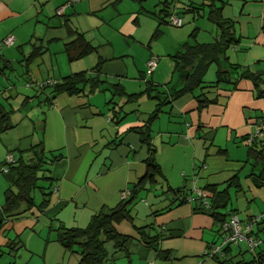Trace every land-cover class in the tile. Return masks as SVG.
Segmentation results:
<instances>
[{
  "label": "crops",
  "instance_id": "obj_1",
  "mask_svg": "<svg viewBox=\"0 0 264 264\" xmlns=\"http://www.w3.org/2000/svg\"><path fill=\"white\" fill-rule=\"evenodd\" d=\"M69 1L0 0V38L13 37L11 45L0 48V58L7 64L0 74V114H5V120L12 125L0 132V206L3 192L11 182L10 172L2 166L7 152L14 156L17 152L22 154L31 144L41 142L43 150L56 157L48 166L47 206L38 213L26 211L4 220L0 226V258L2 246H8V255L12 252V256L17 248L24 246L17 229L27 227L21 223L24 219L28 220L30 231L43 240L41 249L28 251V261L35 259L28 264H78V254L63 249L54 240L55 228L84 227L100 209L114 206L123 198L121 194H130V189L144 175V158L149 149L153 150L159 173L142 180L138 186L129 206L130 218L114 223L118 233L133 240L127 254L116 249L111 241L103 242L106 260L102 264H217L221 258L244 259L242 254L247 250L242 241L233 244L237 248L234 252L229 244L228 251L221 255L205 253L223 237L221 223L194 211V201L179 203L178 195L173 193L178 188L190 195H194V188L225 189L228 200L223 211H233L240 228L250 216L260 214L252 235L260 238L262 244L250 252L255 254L263 248L264 186H256L250 174L259 173L264 161L254 159L248 151L251 143L248 137L259 120H264L261 95L264 92V0H215L221 5V16L231 22L237 39L226 50V60L221 64L234 63L257 74L258 83L253 86L251 80L242 78L234 87L224 83L215 85V69L221 65L210 63L202 73L204 87L197 86L162 106L148 126V145L141 141L137 131L131 130L132 127L143 130L142 125L155 106V99L145 93L122 106L125 115L117 123L109 118L105 101L111 96L106 89L87 95L61 92L50 104L45 103L42 94L33 97L37 92L36 82L89 71L97 61H101L98 76L118 83L126 93L141 91V80L152 81V74L159 70L156 62L149 76L145 74L148 54L136 37L137 10L131 11L135 14L130 20V31L124 33L121 28L116 31L140 45L141 56L134 63L127 49L108 40L101 43V38L94 43L91 39L94 34L91 38L84 34L87 25L94 22L88 16L96 14L106 0ZM187 4L197 3L175 0L171 6L173 14L180 17L177 10ZM202 10L204 14L207 7L203 6ZM144 27L147 32L151 29L150 23ZM193 28L203 31L197 38L199 42H211L217 34L215 24L206 17ZM72 31L82 33L93 49L77 57L73 49L65 51L64 44L74 38ZM183 38L178 39L179 43ZM37 45L40 54H34L26 63V56ZM100 45L104 47L98 51ZM122 56H129V61ZM85 57H89L87 61ZM210 65L214 66L213 78L210 79L212 74L208 72L204 80ZM128 74H137L136 79L132 77L135 83L131 87L124 79ZM164 81L155 79L154 83ZM172 85L180 84L175 81ZM199 94L208 99L201 107L195 100ZM113 99L119 102L120 98ZM233 176L235 182L230 184L228 180ZM139 200L142 202H136ZM136 227L158 234L157 250L137 240ZM11 230L16 232L14 236L10 235ZM247 254L244 260L253 255ZM13 262L8 259L0 264ZM257 264H264V255Z\"/></svg>",
  "mask_w": 264,
  "mask_h": 264
},
{
  "label": "trees",
  "instance_id": "obj_2",
  "mask_svg": "<svg viewBox=\"0 0 264 264\" xmlns=\"http://www.w3.org/2000/svg\"><path fill=\"white\" fill-rule=\"evenodd\" d=\"M137 1L140 2L142 0ZM167 6L168 1L163 0L162 7H160L158 13H154V15L157 16V25L153 31V35L159 33V26L162 23L169 24L168 17L174 12H170V9H168ZM203 6L207 7L205 17L215 24L217 34L211 42H190L188 41L189 39L181 42L178 49L170 55L173 63L171 78L162 86L155 84L150 79H146L141 91L137 93H126L118 83L107 82L98 76L101 61H97L89 71L72 72L57 80L46 79L36 82L37 92L33 97H37V93L42 94L45 103L50 104L53 98L61 92L87 95L94 91H102L106 89L111 96L105 101L106 108L110 112L109 118L114 123H117L125 115L122 106L125 103L136 101L141 92L145 93L155 99V106L149 113L147 121L143 123V130H139L136 127H132L131 130L137 131V133L141 135V141L148 145L146 139L148 137V126L150 122L156 118L159 111H161L162 106L166 103H170L172 99L181 94L190 92L197 86L204 87L205 85L201 84L203 82L202 73L210 63L216 62L222 66L218 65L215 69V80L213 81L215 85L224 83L234 87L237 81L242 78L251 80L253 86L259 81V76L257 74L252 72L249 73L246 69L240 68L237 64L227 62L225 65L221 64L226 60V50L231 45H234L237 39L233 33L231 22L221 16V5L219 3L216 4L215 0H202L196 5L187 4L184 8H181L180 11H187L194 15H200L202 13L201 11H203ZM180 11H178V13ZM195 30L196 29H193L189 32L188 38L189 36H192L193 39L195 38ZM72 32L74 38L64 44L65 51L73 49L77 57L93 49V46L85 40L82 33L75 31ZM5 37L6 36L0 38V48L2 46H9L13 43V37L11 36V43L8 45L4 44L3 39ZM32 50L33 51H31L25 58L26 63L34 54H40L41 52L39 45L34 46V49ZM154 58L156 64L157 57L154 56ZM6 67L7 64H5L0 58V74L3 73ZM174 75L175 81L180 84L178 87L172 85L174 84V81L171 82V80ZM261 93V95L264 96V92ZM201 94L203 95V93ZM114 97H117L118 99L120 98L119 102L114 100ZM195 100L198 107L205 105L208 101L205 96L202 98L200 94L195 96ZM10 127H12V125L5 120V114H0V132H3ZM248 151L252 152L254 159H258L261 162L264 161L263 130L260 136H256L251 140ZM8 154L12 156V161H6V156ZM54 158L56 157L52 153L43 150L41 142L31 144L28 149L25 150V153L21 154L17 152L15 153V156L12 155L11 152L5 154L2 160V166L3 170L5 166V169L10 172L11 182L3 192V201L0 206V226L7 218L16 217L26 211L38 213L47 206L50 194L48 166L52 163ZM262 167L263 168L259 173L250 174L251 176H254L253 182L256 186H264V163ZM144 168V175L141 176L138 182L130 189V194L127 196L125 195L126 197L124 196L121 198L114 206L100 209L96 214L91 216L89 222L84 227L58 226L55 228L54 240L63 249L75 251L78 254V264H102L106 260V253L102 246L105 241H111L116 249L127 254L128 246L133 238L118 233L114 228V223L121 220H128L130 218L128 213L129 206L133 202L138 186L142 183V180L151 179L155 174L159 173V167L155 162L152 149H149L147 156L144 158ZM228 181L229 183H234L235 177L233 176ZM35 189H38L40 192L38 202L33 200V191ZM202 191L207 198V207L200 206V204L194 200V211L209 215L213 220L219 221L221 225L226 217L235 214L231 210L226 212L223 211L226 207V201L228 200L225 189L217 190L213 186H206ZM173 193L178 195L177 199L179 203L186 202L185 195L187 192L183 190V188H178ZM135 229L138 237L137 240H140L147 247L157 250L158 234H151L145 227H136ZM222 249V253H225L228 251V245L224 246ZM248 253L253 254L250 251H248ZM263 255L264 246L259 251L255 252V254L250 255L251 258L249 260H244L242 258L237 261H231L230 259L221 258L217 264H257Z\"/></svg>",
  "mask_w": 264,
  "mask_h": 264
},
{
  "label": "rangeland",
  "instance_id": "obj_3",
  "mask_svg": "<svg viewBox=\"0 0 264 264\" xmlns=\"http://www.w3.org/2000/svg\"><path fill=\"white\" fill-rule=\"evenodd\" d=\"M170 1V2H169ZM170 3L169 8L170 12H173V5L175 4V0H169ZM182 1V0H179ZM196 3L200 2V0H194ZM163 0H142L138 2L137 0H106L104 2V6L96 12L94 15H89L88 18L91 20H94L90 25H87V30L85 29V35L88 38H91L92 34L95 36L92 39L94 43H97V41H100V38L102 39L101 43H104L106 40L110 41L112 44L117 45L119 47H123L131 53L134 63L136 60L140 59V53L141 48L140 45L134 41L130 37H122L119 35L116 31L121 28L124 33H128L130 31V28L132 27L130 20L133 18L134 14L131 13V11H136V15L139 19V26L137 28V35L136 37L142 42L144 46V50L148 54L147 59H149L151 56L157 57V63L159 66V70L155 75L152 74V81L154 82L155 79L161 80L165 79L164 82H158L160 86H162L165 82L170 80L171 77V71H172V58L170 55H172L177 49L179 44L182 41H185L189 39L188 41H196L199 42L197 38H200L202 36L203 31L195 30L194 39L192 36H189V32H191L194 28V26L197 25V22H202V20L205 18V13L200 15H191V12L187 11H180L178 14L180 15L182 25L181 26H173L168 23H162L159 26V33L156 35H152L153 30L155 29L157 16L154 15V13H158V10L160 7H162ZM103 5V4H102ZM179 7V5H178ZM178 12V10H177ZM205 12V10H204ZM194 18H193V17ZM74 17V16H73ZM151 26V29L149 32H147V29H145V25ZM95 26V27H94ZM188 27V29H187ZM84 31V30H83ZM146 33H148L146 35ZM198 36V37H197ZM151 37V39H150ZM183 38L185 40H181L179 43V38ZM101 47L98 49V51L103 49L104 45H100ZM53 57V56H52ZM87 58L85 57V60L87 61ZM122 58L128 62L129 56H122ZM65 59V57H64ZM94 62V61H93ZM88 64H92V62H88ZM90 66H87L89 68ZM131 68V67H130ZM162 68H166L162 69ZM146 73V69H144ZM208 72H211L210 79L213 78L214 74V66L210 65L207 69V73L204 75L203 79L207 80L206 76ZM136 73V72H135ZM150 73H146V76H149ZM137 74H128L126 76L125 82L130 87L134 85L135 80L132 77L137 78ZM151 79V78H150ZM142 81L141 88L144 87V81ZM163 81V80H162ZM175 82V75L172 77L171 82ZM108 82H111V80L108 79ZM137 82V81H136ZM140 82V81H139ZM139 102V101H138ZM33 105L36 106V101L33 102ZM155 129H157V124L154 123L152 126ZM164 127V124H162V129ZM40 198V192L38 189H35L33 191V200L35 202H38ZM136 202H142L136 201ZM142 212V210H141ZM28 218V216H26ZM26 218V219H27ZM21 223H25L24 226H27L25 228L20 229L21 226H18L19 230V237L20 239L25 243L24 246H21L16 249V255L12 256V252L8 255V246H2V252L3 255L0 258V261H6L8 259H13V264H28V251H34L39 250L43 246V240L40 239L35 233L31 232L29 229V222L28 220H24ZM20 223V224H21ZM16 232L14 230L10 231V235L14 236ZM11 238V237H10ZM245 244V243H244ZM244 244L241 243L240 247L243 250ZM231 251H236V247L232 244ZM258 249V248H257ZM248 251L246 253H243L242 255L245 257L248 256ZM35 262V259H32L29 263Z\"/></svg>",
  "mask_w": 264,
  "mask_h": 264
},
{
  "label": "built area",
  "instance_id": "obj_4",
  "mask_svg": "<svg viewBox=\"0 0 264 264\" xmlns=\"http://www.w3.org/2000/svg\"><path fill=\"white\" fill-rule=\"evenodd\" d=\"M168 22L171 25L179 26L181 24V19L180 17L172 14L168 17ZM11 41H12V37L10 35L6 36L3 39V43L7 45L10 44ZM154 65H155V58L154 56H151L146 61V73H150ZM263 129H264V120L260 119L258 122V126L255 128L254 132L251 135H249L248 141H251L256 136H260L262 134ZM6 161H12V156L10 154L6 156ZM193 190H194L193 193L194 195H190L188 193L185 195L186 201L190 202L196 200V202H198L200 206L207 207V198L205 193L198 188H194ZM124 196H125L124 194H121V197ZM259 219H260V214L252 215L248 218V220H246L244 226L240 228L239 218L235 214L226 217L225 221L221 225L224 232L223 237L219 240L217 244L209 246V252L206 251L205 253L211 255L217 252L221 255L222 248L224 246L229 244H235L239 241L245 243L246 249L248 251H254L256 248H259L260 245L262 244V240L252 235L253 225L256 224L259 221ZM146 264H152V263L147 262Z\"/></svg>",
  "mask_w": 264,
  "mask_h": 264
}]
</instances>
